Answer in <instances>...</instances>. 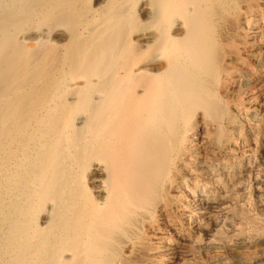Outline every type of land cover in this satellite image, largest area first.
Masks as SVG:
<instances>
[{
  "label": "bare ground",
  "instance_id": "1",
  "mask_svg": "<svg viewBox=\"0 0 264 264\" xmlns=\"http://www.w3.org/2000/svg\"><path fill=\"white\" fill-rule=\"evenodd\" d=\"M0 264H264V0H0Z\"/></svg>",
  "mask_w": 264,
  "mask_h": 264
},
{
  "label": "rangeland",
  "instance_id": "2",
  "mask_svg": "<svg viewBox=\"0 0 264 264\" xmlns=\"http://www.w3.org/2000/svg\"><path fill=\"white\" fill-rule=\"evenodd\" d=\"M249 185H250V184H249ZM250 188H251V190L249 191V193H250V194L252 193V194L250 195V194L248 193V195H250L249 197L251 198V199L248 198V200L253 201V200H254V193H253L254 191L252 190V188H253L252 184L250 185Z\"/></svg>",
  "mask_w": 264,
  "mask_h": 264
}]
</instances>
